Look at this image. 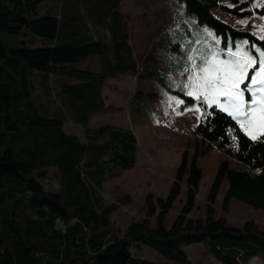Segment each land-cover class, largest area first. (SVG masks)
Masks as SVG:
<instances>
[{
  "label": "trees",
  "instance_id": "16d2710c",
  "mask_svg": "<svg viewBox=\"0 0 264 264\" xmlns=\"http://www.w3.org/2000/svg\"><path fill=\"white\" fill-rule=\"evenodd\" d=\"M43 1L0 0V32L16 35L27 28L52 44L36 46L33 40L31 45L24 41L12 45L0 37V264H156L134 254L133 247L140 245L179 264H191L185 243L203 245L222 264H249L254 255L264 264V227L252 218L240 224L228 220L232 198L260 209L264 216V133L252 139L233 115L216 104L199 108L195 132L201 151L195 150L191 158L184 151L166 195L148 193L140 219L116 234L110 217L117 203L104 202L98 187L115 171L134 166L136 135L102 124L86 127L81 141L64 131L63 109L74 122L86 125L91 116L112 107L105 105L102 95L106 78L131 67L117 53L116 59L107 58L106 70L77 68L75 64L88 56L106 54L110 42L94 34L79 37V9L68 15L61 10L38 15ZM105 1L108 7L103 12L117 17L107 18L104 26L110 32L115 26L120 35L114 42L121 46L126 33L120 28L117 8L122 0ZM184 2L199 24L213 28L222 44L241 36L264 51L263 39L229 25L212 11L219 6L245 16L252 13L246 2L234 6L219 0ZM255 11L263 13L264 4ZM89 37L91 41H85ZM54 73L59 76L52 78ZM252 73L253 69L243 88ZM43 95L53 101L51 106L42 102ZM245 95L249 100V93ZM186 99L195 102L192 96ZM211 147L224 159L206 194L204 212L191 215L203 175L197 156ZM229 158L241 166L232 167ZM49 169L55 170L58 189L45 186ZM224 180L227 189L218 208ZM183 187L185 201L168 220ZM72 218L74 222L63 230L55 228L57 219L68 223Z\"/></svg>",
  "mask_w": 264,
  "mask_h": 264
},
{
  "label": "rangeland",
  "instance_id": "374dc122",
  "mask_svg": "<svg viewBox=\"0 0 264 264\" xmlns=\"http://www.w3.org/2000/svg\"><path fill=\"white\" fill-rule=\"evenodd\" d=\"M127 1L129 0H122L117 8L119 21L125 19L124 24H120V28L126 31L124 38L127 44L122 42L121 46H117L114 42V38L120 35L116 32L115 26L112 32L104 26L107 18L115 20L117 17V14L103 12L108 7L105 0H45L37 7L38 15L46 10L51 13L61 10L68 15L79 9L81 11L78 19L79 37L94 34L99 40L110 42L111 45L106 54L88 56L86 60L75 64L77 68H89L91 71L106 70L107 58H114L117 53L122 63L129 64L131 67L128 73L106 78L102 84V95L105 105L112 107L91 116L86 125L74 122L67 109H63L64 131L75 135L81 141L85 140L86 127L95 128L102 124L129 129L136 135L138 151L134 166L115 171L98 187V193L104 202L117 203V208L110 219L118 235L125 231L131 221L140 219L143 215L145 197L148 193L154 197L166 195L174 178L175 169L181 161L182 153L186 151L191 158L195 150L201 151L203 148L200 137L195 132V123L199 108L205 107L207 103L199 92L192 96L195 98L194 103L186 99L187 92L192 90L188 87L191 62L193 64L195 61L198 72L202 57L211 59L213 53L218 54L219 60H233L235 57H232L230 53L236 52L240 45H243L242 51L249 52L253 57H258L257 49L263 51L258 44H251L246 37L241 36L234 39L228 38L226 43L222 44L221 37L209 24H199L196 21L194 14L188 11L184 0H165V2L136 0L139 4L138 9L135 10L138 12L137 15L134 11L130 14L125 12ZM219 1L230 6L246 2L245 8L250 9L252 13L245 16L235 15L219 6L214 7L212 11L229 25L240 30H248L264 40V12L255 11L264 4V0ZM173 19L174 21L171 22ZM0 37L12 45L22 44L21 41L31 45L30 42L33 40L36 46L52 45L48 40L31 33L27 28H23L22 32L16 35L0 32ZM85 41H91V38ZM195 44H199L197 48H194ZM190 52L194 54L192 58ZM183 63H185L184 67ZM256 65L252 68L253 73L259 68V63ZM58 76L54 73L52 78ZM51 86L54 91V83ZM241 87L243 88L242 85ZM249 96L251 99V94ZM50 98L55 100L56 95ZM249 100L245 95V101ZM184 101L186 103H183ZM42 102L49 106L53 104V101L45 95L42 96ZM214 104L223 110L227 108L225 111L228 113L233 111L226 106L225 98L222 96L218 97V103ZM243 130L251 137L262 133L258 127L245 126ZM223 159L224 155L214 147L197 156V164L202 168L203 175L191 215L204 212L206 194L218 165ZM229 161L232 167L241 166L234 158H229ZM48 174V179L44 181L46 188L58 189L55 170L49 169ZM184 189L183 187L174 202L167 216L168 220H171L183 205ZM226 189L227 181L224 180L217 196L218 208ZM1 210L4 211L3 208ZM247 218L254 219L264 227V216L260 209L252 208L232 198L228 220L231 223L240 224ZM74 220L72 218L68 223H64L61 219H57L55 228L63 230L66 224H71ZM183 247L188 252L191 264H222L201 244L185 243ZM133 251L135 255L153 260L156 264H179L147 245L135 246ZM253 258L258 261H252ZM250 261L251 264H262L256 255L252 256Z\"/></svg>",
  "mask_w": 264,
  "mask_h": 264
},
{
  "label": "snow or ice",
  "instance_id": "6c2138e0",
  "mask_svg": "<svg viewBox=\"0 0 264 264\" xmlns=\"http://www.w3.org/2000/svg\"><path fill=\"white\" fill-rule=\"evenodd\" d=\"M242 49L243 45H240L236 52L230 53L235 57L233 60H219L216 53H213L211 59L202 57L198 72L193 61L188 85L192 90L187 95L193 96L199 92L209 105L218 103V97L222 96L226 106L233 110L229 115H233L242 128L258 127L264 133V51L257 49L258 57H253ZM257 63L259 68L247 86L242 88L241 85L248 79L249 69ZM245 92L251 94L249 101H245ZM256 138L252 136V139Z\"/></svg>",
  "mask_w": 264,
  "mask_h": 264
},
{
  "label": "crops",
  "instance_id": "0c3cea01",
  "mask_svg": "<svg viewBox=\"0 0 264 264\" xmlns=\"http://www.w3.org/2000/svg\"><path fill=\"white\" fill-rule=\"evenodd\" d=\"M163 2H165V0H163ZM138 6H139V4L137 3V1L136 0H129V1H127V4H126V7H127V9H126V13L127 14H130V12H133L134 11V14L135 15H137V11H135V10H137L138 9ZM166 15H168L167 14V12H166ZM121 21V24H124V21H125V19H122V20H120ZM170 21V20H169ZM174 21V19L173 20H171V22H173ZM174 24V23H173ZM125 33H126V31H125ZM125 43L127 44V41H125ZM193 46V45H192ZM184 64L185 63H183V67H184ZM128 72H130V70H127V71H125L124 73H128ZM111 77H115V76H111ZM108 78V77H107Z\"/></svg>",
  "mask_w": 264,
  "mask_h": 264
},
{
  "label": "built area",
  "instance_id": "2783aa9c",
  "mask_svg": "<svg viewBox=\"0 0 264 264\" xmlns=\"http://www.w3.org/2000/svg\"><path fill=\"white\" fill-rule=\"evenodd\" d=\"M198 45H199V44H195L194 48H197V47H198ZM193 55H194V54H193V52H192V53H191V55H190V57L192 58V57H193ZM190 65L192 66V62H191V64H190Z\"/></svg>",
  "mask_w": 264,
  "mask_h": 264
},
{
  "label": "bare ground",
  "instance_id": "6f19581e",
  "mask_svg": "<svg viewBox=\"0 0 264 264\" xmlns=\"http://www.w3.org/2000/svg\"><path fill=\"white\" fill-rule=\"evenodd\" d=\"M252 261L256 262V261H258V259H256V258H253V259H252Z\"/></svg>",
  "mask_w": 264,
  "mask_h": 264
},
{
  "label": "water",
  "instance_id": "95a60500",
  "mask_svg": "<svg viewBox=\"0 0 264 264\" xmlns=\"http://www.w3.org/2000/svg\"><path fill=\"white\" fill-rule=\"evenodd\" d=\"M250 264H251V261L249 260Z\"/></svg>",
  "mask_w": 264,
  "mask_h": 264
}]
</instances>
